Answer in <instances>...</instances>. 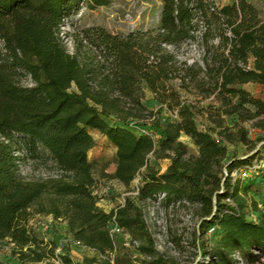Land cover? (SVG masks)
<instances>
[{"label": "trees", "instance_id": "16d2710c", "mask_svg": "<svg viewBox=\"0 0 264 264\" xmlns=\"http://www.w3.org/2000/svg\"><path fill=\"white\" fill-rule=\"evenodd\" d=\"M112 1L0 0V240L16 245L22 264L50 258L76 264L66 244L46 242L30 224L35 215H52L67 224L72 240L95 252L77 264H96L99 258L102 264H192L156 248L134 198L110 211L98 205L99 178L129 186L140 176L139 199L164 192L165 206L180 199L197 205L199 226L188 244L202 254L212 252L216 258L210 264H238L236 254L251 264L260 259L255 250L264 252V201H252L258 214L249 219L247 195L250 185L264 182V174L246 179L242 193L243 179L231 172L264 147H258L264 141V92L255 96L240 86L264 87V17L251 0H160L158 26L124 35L88 27L68 52L58 35L64 15L78 11L82 2L95 8ZM188 40L200 42L201 59L180 57L178 44ZM26 75L33 86L22 83ZM176 78L219 104L205 108L182 99L168 84ZM143 85L161 102L158 110L144 103ZM165 106L176 110V118L161 114ZM205 111L211 123L200 127L197 116ZM245 123L262 133L252 138ZM92 129L116 147L115 172L89 160L96 146ZM182 134L191 137L195 151ZM238 142L250 151L230 156L229 143ZM16 148L71 173L25 180L15 163ZM152 156L169 160L164 171ZM113 219L140 242L137 248L112 236ZM212 228L221 236L209 249L205 237ZM60 247L66 252L57 254ZM0 264L10 263L0 259Z\"/></svg>", "mask_w": 264, "mask_h": 264}, {"label": "rangeland", "instance_id": "374dc122", "mask_svg": "<svg viewBox=\"0 0 264 264\" xmlns=\"http://www.w3.org/2000/svg\"><path fill=\"white\" fill-rule=\"evenodd\" d=\"M232 0H217L220 4H226ZM253 3L258 7L260 13L264 16V0H253ZM163 10V3L160 0H113L109 5H101L95 8H89L84 2L81 3V7L78 11L71 14L64 15L62 23L60 25L58 35L65 45L68 52L73 53L75 51V40L77 36H81L82 31L85 28L92 26H102L109 32L114 34H127L132 30H147L154 28L160 24ZM216 41V40H215ZM174 49L173 47H170ZM182 59H186L188 62H194L201 59L202 46L198 40L183 41L178 44L176 49ZM170 86H173L178 90L182 99H188L193 102H199L201 107H209L210 105L219 104L213 97L202 98L194 86V84L183 85L179 79H173L168 82ZM144 86V85H143ZM144 98L143 101L146 106L152 110H158L161 106V102L156 95L147 87L144 86ZM162 115L165 117L176 118V110L165 106L162 110ZM197 122L200 127L210 124L211 120L208 118V112L199 113L197 116ZM228 122L232 124L231 120ZM132 123H135L132 120ZM246 127H249V123H245ZM144 131L147 127H141ZM96 140V146L92 148L88 153L90 161L97 164L98 169L105 167L107 172H115V163L113 157V146L108 144L107 139L99 132H91ZM252 138H256L255 133H251ZM181 139L189 144V146L195 151L196 146L186 136H181ZM229 155L230 156H243L250 150L242 143H229ZM264 156V147L260 148L259 155ZM153 164H156L162 171L166 168L167 159L155 160L153 156L150 158ZM50 164L48 161H42L41 159L35 160L29 158L24 166L25 172H32L36 175L50 170ZM264 174V171L261 175ZM99 176V172H98ZM101 177V176H100ZM99 191L105 194L104 200L100 201V205L105 210L109 211L112 208L120 205L124 198L134 197L135 186L137 179L128 186L117 179L108 177L99 178ZM246 179H243L241 185V192H244V184ZM248 203L247 216L249 219L256 218L258 214L252 208V201L259 200L264 201V182L250 185L248 190ZM147 220L150 228L157 241L158 249L165 253L167 256H172L182 263L198 264L201 260V254L193 245L185 244L181 247L176 244V240L183 241L191 239L192 231H189V225L198 221L197 206L195 204L189 206H179L173 209L158 208V206L146 207ZM30 224L35 228L37 234L44 238L46 242H56L60 244H66L69 249V254L74 263L83 262L85 258H90L95 255V252L91 249L83 248L74 243L70 237V233L67 230V224L62 220H56L52 215H35L30 219ZM205 239L207 241L208 248L214 247L218 242L221 233L214 235V229ZM185 235V236H184ZM123 238V237H122ZM64 250L57 248V254H63ZM135 254V253H134ZM203 255V254H202ZM0 259L10 264H22L17 254V247L9 239L0 240ZM99 262L96 264H102V260L99 258ZM26 264H56L55 258L42 261L39 263H26ZM251 264H264V256L255 260Z\"/></svg>", "mask_w": 264, "mask_h": 264}, {"label": "built area", "instance_id": "2783aa9c", "mask_svg": "<svg viewBox=\"0 0 264 264\" xmlns=\"http://www.w3.org/2000/svg\"><path fill=\"white\" fill-rule=\"evenodd\" d=\"M218 4H220V3L218 2ZM0 49L4 50V41L1 38V36H0ZM22 83L25 84V85H28V86H33L34 85V82H33V80H32L30 75H26L23 78ZM249 130H250V134L251 133H255L257 136H258V134L262 133L260 130H257L256 128L250 127V126H249ZM150 134L154 138L156 137L155 133L150 132ZM263 144H264V141L260 142L258 144V147H260ZM14 157H15V163L17 165L18 173L20 174V176H22L25 180H28V181H31V180H46V179H51V178H62V177L69 176V174L71 173V172H69L67 170H64L61 167H59L57 165V163L54 162L52 159H48V160L41 159L42 161H48V164H50V166H51L50 170L48 172H46V173L42 171V173L36 175V174H34L32 172L31 173L30 172H25L23 168H24L26 162H28L29 158H33V159L38 160V161H39V159H36V158L32 157L29 154V152L26 149H24V148H16L14 150ZM263 171H264V156H257L255 159H253L249 163H247V164H245L243 166L235 168L231 172V176L234 179H236L238 177H240L242 179H255ZM224 173L227 174V169L226 168H224ZM136 178H138L137 182H136V186H135V194L136 195L134 197H132V198H134L136 200L138 206H140V208L142 209L143 215H144V219H145L146 223L149 226V229H150V231H151V233H152V235L154 237V240H155L156 248L158 249L157 241L155 239V236H154V234H153V232H152V230L150 228V225L148 223V220H147L146 207L153 205V206H158V208L160 207V208H164V209L168 210V209L177 208L179 206H189V205H192L194 203H192L188 199H180V200L173 201L169 206H165L163 204V201L166 198V193H164V192L157 193L153 197H148L146 199H139L138 195H139L140 176H137ZM95 194H97L99 196L98 205L101 206L100 205V201L104 200L105 194L102 193L101 191H99V189L95 190ZM125 201H126V198H124L123 202L120 205L124 204ZM227 201L228 202H232L231 197L227 198ZM260 207L263 208L264 205L261 203ZM198 221H199V219H198ZM198 221H196L194 224H190L189 225V228H188L189 231L193 232L194 230H196L198 228V226H199V222ZM109 228H110V233L112 234L113 237H116L118 235H121L123 237L122 238V243H123L124 246L133 247V248H137L139 246L140 242L138 240H136V239H133L132 236L129 234V232L126 231V229L124 227L120 226L115 219H113L111 221V223L109 225ZM212 229H210L208 233H210ZM73 241H74V243L76 245L85 248L81 244L80 241H76V240H73ZM183 241H184L185 244H188L189 240H186V237H185V239L183 238ZM198 253L201 254V251L199 250ZM255 253L259 254L260 257L262 255L264 256V252H261L259 250H255ZM134 257L135 258L139 257V253L135 252ZM235 257L238 260V264H247L246 262H244V260L238 254H236ZM215 258H216V256L212 252H209V253L203 254V255L201 254L200 262H202L204 264H210L211 262H213L215 260ZM55 263L56 264H68V263L62 262V260L59 259V258L55 259Z\"/></svg>", "mask_w": 264, "mask_h": 264}, {"label": "crops", "instance_id": "0c3cea01", "mask_svg": "<svg viewBox=\"0 0 264 264\" xmlns=\"http://www.w3.org/2000/svg\"><path fill=\"white\" fill-rule=\"evenodd\" d=\"M251 1H253V0H251ZM260 14H261V13H260ZM261 16H263V15L261 14ZM263 17H264V16H263ZM240 86L243 87V88H245V89H247V90H249V91H251L255 96H261V95L263 94V92H264V87L261 86V85L258 84V83L247 82V83H244V84H240ZM91 132H99V130H97V129H92ZM99 133H100V132H99ZM182 135L188 137V138L191 140V142L193 143L191 137H189V136H187V135H185V134H182ZM104 137H105V136H104ZM105 139H106V137H105ZM107 142H108V141H107ZM108 144H110V143L108 142ZM193 144H194V143H193ZM110 145H112V144H110ZM112 146H113V145H112ZM113 150H114V152H113V157H114L115 150H116V147H115V146H113ZM168 163H169V161L166 162V167H167ZM166 167H165V168H166ZM115 170H116V164H115V169H114V171H115Z\"/></svg>", "mask_w": 264, "mask_h": 264}]
</instances>
